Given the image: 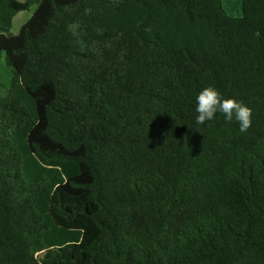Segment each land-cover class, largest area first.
Returning <instances> with one entry per match:
<instances>
[{
	"label": "trees",
	"instance_id": "obj_1",
	"mask_svg": "<svg viewBox=\"0 0 264 264\" xmlns=\"http://www.w3.org/2000/svg\"><path fill=\"white\" fill-rule=\"evenodd\" d=\"M1 54L0 264H264V0H0Z\"/></svg>",
	"mask_w": 264,
	"mask_h": 264
},
{
	"label": "clouds",
	"instance_id": "obj_2",
	"mask_svg": "<svg viewBox=\"0 0 264 264\" xmlns=\"http://www.w3.org/2000/svg\"><path fill=\"white\" fill-rule=\"evenodd\" d=\"M196 122L204 124L212 121L219 112L226 121L235 119L239 124V131L245 132L252 123V109L242 101L234 98H224L213 86L204 87L195 97Z\"/></svg>",
	"mask_w": 264,
	"mask_h": 264
},
{
	"label": "rangeland",
	"instance_id": "obj_3",
	"mask_svg": "<svg viewBox=\"0 0 264 264\" xmlns=\"http://www.w3.org/2000/svg\"><path fill=\"white\" fill-rule=\"evenodd\" d=\"M22 1V0H18ZM35 10V6H31L28 10L21 11L12 20L11 27L8 31L10 35H16L21 27L27 22ZM236 14V13H235ZM12 70L5 62V55L0 56V92L8 89L11 82Z\"/></svg>",
	"mask_w": 264,
	"mask_h": 264
},
{
	"label": "crops",
	"instance_id": "obj_4",
	"mask_svg": "<svg viewBox=\"0 0 264 264\" xmlns=\"http://www.w3.org/2000/svg\"><path fill=\"white\" fill-rule=\"evenodd\" d=\"M241 3L242 0H222L224 10L227 12V14L233 17L240 16Z\"/></svg>",
	"mask_w": 264,
	"mask_h": 264
}]
</instances>
